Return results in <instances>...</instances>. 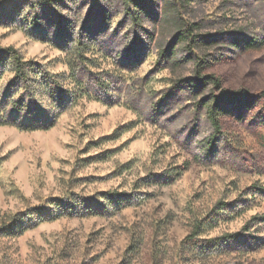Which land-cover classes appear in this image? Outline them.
Listing matches in <instances>:
<instances>
[{
	"label": "rangeland",
	"instance_id": "rangeland-1",
	"mask_svg": "<svg viewBox=\"0 0 264 264\" xmlns=\"http://www.w3.org/2000/svg\"><path fill=\"white\" fill-rule=\"evenodd\" d=\"M0 0L13 45L69 93L36 97L35 117L0 123V264H264V146L254 121L214 132L193 58L223 87L264 90V0ZM216 41L177 44L181 23ZM12 72L0 66V114ZM213 148L207 152V142ZM112 193H117L113 194Z\"/></svg>",
	"mask_w": 264,
	"mask_h": 264
},
{
	"label": "trees",
	"instance_id": "trees-1",
	"mask_svg": "<svg viewBox=\"0 0 264 264\" xmlns=\"http://www.w3.org/2000/svg\"><path fill=\"white\" fill-rule=\"evenodd\" d=\"M43 4L52 5L57 0H40ZM195 0H182L190 3ZM134 6L136 14H133V20L139 22L141 14L149 12L144 6L145 0H124ZM199 24L191 22L189 24L181 23L178 31L173 35L169 46L161 53L163 60L170 59L175 54L177 44H186L190 51L195 48L207 46L216 41L215 37H208L198 32ZM247 46H257L264 43V40L242 39ZM218 58L206 59L197 55L193 58L194 77L180 80L179 88L187 90L195 96H200L204 89L211 86V93L201 97L198 106L205 111V117L212 126L214 132L219 133L222 127V121L226 118H233L237 121L246 119V115L254 121V136L258 142L264 146V90L251 91L248 88L229 89L223 87L224 79L216 73H207V70L218 64L215 62ZM0 66L9 67L12 77L8 80L6 93H18L16 99L11 100L9 110L5 115L0 114V123H9L14 116L15 124H19L24 129L42 128L51 126L52 122L39 119L34 127L30 125L17 123L20 115L35 117L38 109L36 97L40 94H46L56 103L66 102L69 93L64 89L57 79V75L47 71L36 60L27 59L13 45L0 46ZM213 139L207 142V152L213 148ZM116 194L117 193H112ZM264 220V215L259 216Z\"/></svg>",
	"mask_w": 264,
	"mask_h": 264
}]
</instances>
